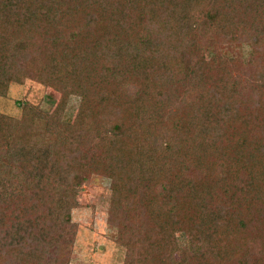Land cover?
Returning <instances> with one entry per match:
<instances>
[{"label":"trees","instance_id":"trees-1","mask_svg":"<svg viewBox=\"0 0 264 264\" xmlns=\"http://www.w3.org/2000/svg\"><path fill=\"white\" fill-rule=\"evenodd\" d=\"M18 59L60 96L0 112V264H70L93 175L125 264H264V0H0Z\"/></svg>","mask_w":264,"mask_h":264},{"label":"rangeland","instance_id":"rangeland-1","mask_svg":"<svg viewBox=\"0 0 264 264\" xmlns=\"http://www.w3.org/2000/svg\"><path fill=\"white\" fill-rule=\"evenodd\" d=\"M18 61L28 70L26 82L13 83L9 94L0 97V112L19 117L21 108L17 104L18 99H28L46 108H54L59 92L54 87L43 84L38 74L25 61ZM79 104L80 97L72 95L64 115L66 120L72 121ZM78 191L81 205L72 211L73 220L78 224V232L70 264H125V247L116 240L119 212L111 201L110 179L93 175ZM178 242L182 247H188L192 244V239L184 231L178 234Z\"/></svg>","mask_w":264,"mask_h":264}]
</instances>
